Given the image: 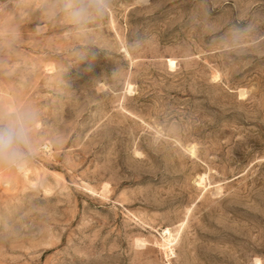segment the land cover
<instances>
[{
  "label": "rangeland",
  "instance_id": "374dc122",
  "mask_svg": "<svg viewBox=\"0 0 264 264\" xmlns=\"http://www.w3.org/2000/svg\"><path fill=\"white\" fill-rule=\"evenodd\" d=\"M103 4L0 0V264H264V0Z\"/></svg>",
  "mask_w": 264,
  "mask_h": 264
},
{
  "label": "clouds",
  "instance_id": "9594fccd",
  "mask_svg": "<svg viewBox=\"0 0 264 264\" xmlns=\"http://www.w3.org/2000/svg\"><path fill=\"white\" fill-rule=\"evenodd\" d=\"M93 9L97 13L104 11L103 0H92ZM88 16L87 8H79L73 12L74 19L80 22ZM25 142V129L22 125L9 123L0 127V158L14 162L21 155V145Z\"/></svg>",
  "mask_w": 264,
  "mask_h": 264
}]
</instances>
